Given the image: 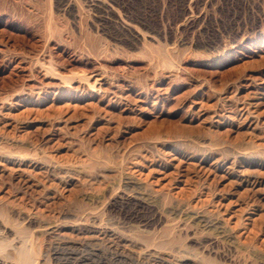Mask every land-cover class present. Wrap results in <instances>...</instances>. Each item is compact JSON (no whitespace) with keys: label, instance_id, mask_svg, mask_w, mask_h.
<instances>
[{"label":"rangeland","instance_id":"rangeland-1","mask_svg":"<svg viewBox=\"0 0 264 264\" xmlns=\"http://www.w3.org/2000/svg\"><path fill=\"white\" fill-rule=\"evenodd\" d=\"M20 228L40 264H264V0H0V257Z\"/></svg>","mask_w":264,"mask_h":264},{"label":"bare ground","instance_id":"bare-ground-1","mask_svg":"<svg viewBox=\"0 0 264 264\" xmlns=\"http://www.w3.org/2000/svg\"><path fill=\"white\" fill-rule=\"evenodd\" d=\"M247 104V103H246ZM246 116V115H245ZM217 160V159H216ZM194 166V165H193ZM201 166V165H200ZM43 167V166H42ZM191 168V167H190ZM189 169V168H188ZM17 170V169H16ZM19 170V169H18ZM196 170V168H195ZM209 170V169H208ZM23 171V170H22ZM29 171V170H28ZM206 171V170H205ZM16 172V171H15ZM21 172V171H20ZM33 172V171H32ZM197 172V171H196ZM199 172V171H198ZM26 173V171H25ZM203 173V172H202ZM240 173V172H239ZM32 174V173H31ZM30 174V175H31ZM39 174V173H38ZM41 174V172H40ZM216 174V173H215ZM17 175V174H16ZM24 176V175H23ZM225 176V175H224ZM31 177V176H30ZM22 179V177L20 178V180ZM34 179V178H33ZM19 180V181H20ZM24 181V180H23ZM26 181V180H25ZM28 181V180H27ZM255 181V180H254ZM254 181L252 183H254ZM259 182V181H258ZM261 182V181H260ZM22 184V183H21ZM26 184V183H25ZM140 183H138L137 180L131 178V177H127L126 178V183H125V188L136 195V197L139 199V200H142V201H145V202H149L151 204H156V205H159L158 203V199L157 198H154L153 196L150 195V193H147L145 191L142 190V188L140 187L139 185ZM252 185V184H251ZM260 185V184H259ZM242 186V185H241ZM247 186V185H246ZM257 186L256 183H254L252 185V187H255ZM28 187V186H27ZM32 187V186H30ZM251 187V186H250ZM29 188V187H28ZM29 190V189H28ZM145 190V189H144ZM251 190V189H249ZM253 190V189H252ZM251 190V191H252ZM258 191V190H257ZM39 192V191H38ZM128 192V193H129ZM256 192V191H255ZM259 192V191H258ZM32 193V192H31ZM37 193V192H36ZM152 193V192H151ZM257 193V192H256ZM255 193V194H256ZM254 197V196H253ZM164 202V201H163ZM166 203V202H165ZM164 203V204H165ZM160 206V205H159ZM174 207V206H173ZM158 208V207H157ZM242 208V207H241ZM165 209V208H164ZM174 209V208H173ZM176 209V208H175ZM182 209V208H181ZM243 209V208H242ZM161 210V209H160ZM186 210V209H185ZM186 212V211H185ZM241 212V211H240ZM174 213V212H173ZM180 213V212H179ZM177 213V214H179ZM189 213V212H188ZM202 213V212H201ZM175 214V213H174ZM181 214V213H180ZM182 214L184 215V212L182 211ZM212 214H210L209 216L206 215V214H200V213H194V214H185V216L187 218H185L186 220H188V222L190 223H193V225H195L196 227H200L203 231H205L206 233H210L211 235L213 234V236L215 235L216 239H220L222 240L223 242H226V243H229V244H232L234 246H237V242H236V237L233 236L232 233H230L227 229H225V227L223 226V224L221 223V221L216 218L215 216L212 217L211 216ZM179 218V217H178ZM182 218V217H181ZM55 228L56 226H52L51 224L47 225L46 227V231L47 233L49 234H53L55 233ZM95 228V227H94ZM199 228V229H200ZM97 229V228H96ZM99 229V228H98ZM21 232H19V238L17 239V246L15 245L12 246V244H10V246L14 247L13 251H15L14 253V258L12 257V259H7V258H4V256L2 255V257H0V264H40L41 262L38 260L36 261L33 257V252L32 249L29 248V241L31 240V236L29 235L30 233L28 231H25L27 234H25V232L23 231L24 229L21 230V228L19 229ZM95 230V229H94ZM17 231V230H16ZM82 232V231H81ZM101 232V231H100ZM103 232V231H102ZM101 232V233H102ZM232 232V231H231ZM23 235H21V234ZM106 233V232H105ZM109 233V232H108ZM16 234H18V232H16ZM22 237H21V236ZM104 235V234H103ZM29 236H30V239H29ZM86 236V235H85ZM106 236V235H105ZM94 238V236H93ZM93 238L90 237V239H92L93 241ZM99 238V237H98ZM111 238V237H110ZM86 239V238H85ZM88 239V238H87ZM97 239V238H96ZM70 240V239H69ZM95 240V239H94ZM107 240V239H106ZM108 241V240H107ZM173 241V240H172ZM171 241V242H172ZM216 241V240H215ZM65 242V241H64ZM179 242H182V241H179ZM3 241L1 242L0 241V247L3 246L4 248V244L2 245ZM88 243V242H87ZM96 243V242H95ZM105 243V242H104ZM107 243V242H106ZM110 242H108L107 244H109ZM113 243V242H112ZM173 243H175L173 241ZM245 243V242H244ZM106 244V245H107ZM115 244V243H113ZM170 244V242H169ZM100 245V244H99ZM104 245V246H106ZM67 246V245H66ZM83 246V245H82ZM101 246V245H100ZM108 246V245H107ZM110 246V245H109ZM121 246V245H119ZM179 247V246H178ZM2 248V247H1ZM2 248V249H3ZM180 248V247H179ZM183 248V247H182ZM248 248V247H247ZM1 249V250H2ZM98 249V248H97ZM101 249V248H100ZM184 249V248H183ZM0 250V251H1ZM31 250V251H30ZM53 250V249H52ZM253 250V249H251ZM250 251V250H249ZM255 252V251H254ZM55 255L57 254L56 252L54 253ZM53 254V255H54ZM89 254V253H88ZM139 254V253H138ZM142 254V253H141ZM199 254V253H198ZM197 254V255H198ZM203 254V253H202ZM5 255V254H4ZM46 255V254H45ZM158 255V254H157ZM1 256V255H0ZM35 256V255H34ZM144 256V255H143ZM197 257V256H196ZM253 257V256H252ZM39 259V258H38ZM46 259V257L44 256V258L42 260ZM140 259V258H139ZM179 259V258H178ZM181 259V258H180ZM184 259V258H183ZM192 259V258H191ZM89 259L86 258V257H79L77 259H74V263L73 264H80V263H87ZM173 260V259H172ZM176 260V259H175ZM197 260H199L197 258ZM196 260V261H197ZM206 260V259H205ZM264 261V257L262 259ZM46 261V260H44ZM49 261V260H48ZM183 261V260H182ZM204 261V260H203ZM38 262V263H37ZM167 262V261H166ZM206 262V261H205ZM44 264H46V262H43ZM66 263V262H65ZM63 260H60L59 261V264H65ZM138 263V262H137ZM180 263V262H179ZM139 264V263H138ZM177 264V263H176ZM203 264V262H202Z\"/></svg>","mask_w":264,"mask_h":264}]
</instances>
